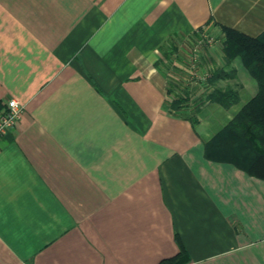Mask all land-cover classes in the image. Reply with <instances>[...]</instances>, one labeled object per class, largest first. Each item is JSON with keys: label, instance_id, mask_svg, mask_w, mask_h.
<instances>
[{"label": "crops", "instance_id": "crops-1", "mask_svg": "<svg viewBox=\"0 0 264 264\" xmlns=\"http://www.w3.org/2000/svg\"><path fill=\"white\" fill-rule=\"evenodd\" d=\"M224 27L264 0H0V264H264V178L208 146L258 91L206 84Z\"/></svg>", "mask_w": 264, "mask_h": 264}, {"label": "trees", "instance_id": "trees-1", "mask_svg": "<svg viewBox=\"0 0 264 264\" xmlns=\"http://www.w3.org/2000/svg\"><path fill=\"white\" fill-rule=\"evenodd\" d=\"M223 31L226 36L223 44L225 63L212 72L208 80L210 85L234 79L237 74L234 62L239 59L244 69L257 81L258 91L208 146L216 147L218 153H232L241 158L249 165L250 174L264 178V32L251 37L230 27H224ZM208 98L229 108L240 101L238 85L215 88ZM182 100L177 99L173 106H180ZM173 260L167 259L161 264H171Z\"/></svg>", "mask_w": 264, "mask_h": 264}, {"label": "built area", "instance_id": "built-area-1", "mask_svg": "<svg viewBox=\"0 0 264 264\" xmlns=\"http://www.w3.org/2000/svg\"><path fill=\"white\" fill-rule=\"evenodd\" d=\"M23 110V106L15 99L7 103L5 113L0 116V139L16 127Z\"/></svg>", "mask_w": 264, "mask_h": 264}, {"label": "rangeland", "instance_id": "rangeland-1", "mask_svg": "<svg viewBox=\"0 0 264 264\" xmlns=\"http://www.w3.org/2000/svg\"><path fill=\"white\" fill-rule=\"evenodd\" d=\"M201 43V45L200 44H198V45H200V46H203L202 47V49L204 50V41H200ZM197 45V46H198ZM200 46L197 48V49H200ZM217 68V67H216ZM215 68V69H216ZM239 71L241 72V73H246V70L242 67V65L240 64L239 65ZM247 74V73H246ZM201 75V73H199L198 74V72L197 73H195V75H192V76H194L193 77V82H192V86L194 87V88H196L197 87V85L195 86V83H196V81H198L200 78H199V76ZM205 75L203 74L202 75V77H204ZM206 84H209V82L208 83H206ZM200 85V84H199ZM207 86H209V85H207ZM232 87H234L233 85H232ZM174 90V89H173ZM175 91V90H174ZM181 92H183L184 94H182ZM182 95V96H188L189 94H190V92H187V90L185 89V90H183V91H181V89L180 88H178V86L176 87V96H178V95ZM187 99V98H186ZM186 99H184L185 101H183V102H181V104H183V103H186V101H188V100H186ZM207 99V98H206ZM196 100V99H195ZM209 100V99H208ZM199 101V100H198ZM202 101V100H201ZM200 102V101H199Z\"/></svg>", "mask_w": 264, "mask_h": 264}]
</instances>
